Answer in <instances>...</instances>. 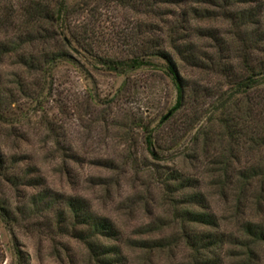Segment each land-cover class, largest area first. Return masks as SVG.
Returning <instances> with one entry per match:
<instances>
[{"label":"rangeland","instance_id":"rangeland-1","mask_svg":"<svg viewBox=\"0 0 264 264\" xmlns=\"http://www.w3.org/2000/svg\"><path fill=\"white\" fill-rule=\"evenodd\" d=\"M77 1L66 0L69 5ZM185 1L157 10L161 15L90 3L97 9L92 23L105 34L102 50L125 57L132 50L127 47L131 37L152 26L156 33L145 34L166 49L168 32L185 19L183 36L200 61L187 63L169 53L179 76L199 92L226 88L231 78L223 69L243 76L248 63L264 58V0ZM39 2L0 0V19L9 8H33ZM248 11L254 13L251 19L237 18ZM7 18L0 26V47L8 50L0 51V207L5 210H0V264H101L85 243L86 226L77 222L69 201L81 203L117 232L114 238H91L113 249L107 257L114 264H197L182 240L188 228L177 218L185 207L184 192L174 190L168 175L197 180L206 212L219 224L214 230L236 233L237 222L264 223V207L259 215L249 200L239 208L234 186L219 191L202 160L190 162L181 154L204 119L188 134L187 112L178 111L155 129L176 103L175 88L162 69L144 67L123 90V77L99 66L86 65L83 71L58 62L45 75L23 65L21 55L55 52L58 41L10 50L19 35L15 28L25 18L23 13ZM247 34L254 38L256 55L244 51L242 37ZM73 58L83 63L75 53ZM152 129L155 156L146 144ZM182 136L181 148H174ZM223 237L222 245L204 253L213 264H264V243L252 244L247 236Z\"/></svg>","mask_w":264,"mask_h":264},{"label":"trees","instance_id":"trees-1","mask_svg":"<svg viewBox=\"0 0 264 264\" xmlns=\"http://www.w3.org/2000/svg\"><path fill=\"white\" fill-rule=\"evenodd\" d=\"M39 1L33 6L34 9L31 6L25 9L9 8L6 17L0 19L1 26L9 20L8 15L14 18L23 13L25 18L22 26L18 25L15 28L19 35L16 42L9 47L10 50L18 51L23 46L35 42L44 46L49 41L55 39L58 41L59 46L55 52L43 49L38 57L32 54L21 55L23 65L31 70H40L45 75L51 73L58 62H69L83 71L86 65L99 66L105 71L123 77L120 90L126 87L133 73L144 67L162 69L175 88L176 103L168 115L161 118L155 129H160L163 120L167 117L165 121H168L178 111L187 112L184 125L188 134L204 119L191 135V146L182 149L181 154H185L190 162L202 160L219 191L234 186L235 201L239 208L241 203L249 200L257 215L261 213L264 207V58H254L255 61L248 63L243 76L223 69L225 75L231 78L226 88L218 92L208 89L199 92L179 76L169 53V51L176 53L187 63L197 65L200 61V57L183 36L185 19L179 21L180 23L168 32L166 49L162 48L157 38L145 34L148 31L156 33L152 26L147 31H141L136 37L132 36L131 44H123L132 49L125 57L102 50L106 47L105 34L101 31V26L95 27L92 23L96 21L97 12V9L90 8L92 2H99L107 7L120 6L140 14L161 15L163 13L157 10L160 11L166 6L179 7L186 2L185 0H79L72 5L66 0ZM217 1L191 0L200 5H214ZM222 1L227 3L232 0ZM186 12L183 13L184 17L187 15ZM253 15L254 13L248 11L237 14V18L251 19ZM102 25L104 29L105 24ZM116 39L118 41L119 37L116 36ZM242 42L245 46L244 51L254 54L258 52L251 34L244 35ZM2 47L0 51L7 50L5 46ZM223 50L227 52L226 49ZM73 53L79 55L83 63L77 62L73 58ZM157 59H162L165 65L153 64ZM2 103L0 100V107ZM155 129L146 135V144L152 156L156 155L151 135ZM182 141L183 136L173 142V147L181 148ZM188 152L190 154H187ZM168 180L173 181L174 190L184 192L182 204L185 207L179 210L177 218L188 228L183 230L181 236L186 246L195 253L197 264L214 263L204 256V253L209 251L211 246L222 245L225 242L223 236H247L252 244L264 243V223L252 220L237 222L236 233L214 230L219 224L212 214L206 212L205 197L197 188V180L169 175ZM68 205L77 222L86 226L83 239L93 257L101 264H114L115 261L107 257L113 253V249L100 247L91 240L95 236L116 237L117 232L111 224L105 219L91 216L82 209L83 206L79 202L69 201ZM0 210L5 211L2 207ZM197 227H206L214 231L200 232L195 230ZM199 255L204 259L199 258Z\"/></svg>","mask_w":264,"mask_h":264},{"label":"water","instance_id":"water-1","mask_svg":"<svg viewBox=\"0 0 264 264\" xmlns=\"http://www.w3.org/2000/svg\"><path fill=\"white\" fill-rule=\"evenodd\" d=\"M166 119V118H165Z\"/></svg>","mask_w":264,"mask_h":264}]
</instances>
